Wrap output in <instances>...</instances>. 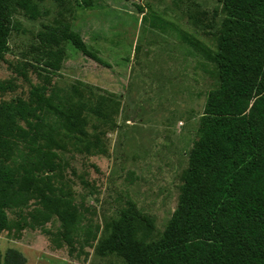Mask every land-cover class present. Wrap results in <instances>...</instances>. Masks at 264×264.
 Returning <instances> with one entry per match:
<instances>
[{
	"label": "trees",
	"instance_id": "obj_1",
	"mask_svg": "<svg viewBox=\"0 0 264 264\" xmlns=\"http://www.w3.org/2000/svg\"><path fill=\"white\" fill-rule=\"evenodd\" d=\"M43 1L0 0V64L12 34L21 31L16 15L40 19ZM218 2L225 18L215 48L184 37L215 65L218 86L207 97L178 207L162 238L148 242L137 237L136 222L151 229L154 222L129 202L98 242L100 256L115 255L125 264H264V0ZM38 37L36 50L50 72L60 71L65 43L102 63L69 24ZM0 90H12L11 82L0 83ZM119 108L117 100L76 86H42L28 99L0 104V236L11 228L10 213L23 218L33 207L31 228L57 221L60 247L70 253L76 244L93 248L101 227L66 181L65 158L71 152L106 156L105 138L117 128ZM2 264L27 259L9 249Z\"/></svg>",
	"mask_w": 264,
	"mask_h": 264
},
{
	"label": "rangeland",
	"instance_id": "obj_2",
	"mask_svg": "<svg viewBox=\"0 0 264 264\" xmlns=\"http://www.w3.org/2000/svg\"><path fill=\"white\" fill-rule=\"evenodd\" d=\"M39 6L38 20L16 15L21 31L12 34L0 64V83L11 82L12 90H0V104L28 99L42 86H76L119 102L117 128L105 138L106 156L71 152L65 158L66 181L101 227L93 248L76 244L70 253L60 247L54 240L60 223L31 228L30 207L23 218L9 214L0 264L9 249L21 252L27 264H125L115 255L100 256L98 242L131 201L154 222L151 229L137 220V237L162 238L178 207L207 97L218 86L215 65L184 37L214 49L225 14L218 0H44ZM65 23L102 63L65 43L60 71L50 72L36 50L38 35Z\"/></svg>",
	"mask_w": 264,
	"mask_h": 264
}]
</instances>
